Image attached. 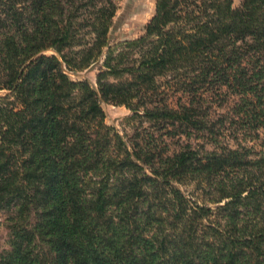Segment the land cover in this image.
Listing matches in <instances>:
<instances>
[{
  "label": "trees",
  "instance_id": "1",
  "mask_svg": "<svg viewBox=\"0 0 264 264\" xmlns=\"http://www.w3.org/2000/svg\"><path fill=\"white\" fill-rule=\"evenodd\" d=\"M154 1L144 34L110 47L116 0H0V214L22 224L0 264H264V153L163 155L101 107L202 132L209 92L260 100L264 0ZM98 63L96 88L68 76ZM165 87L188 102L166 104Z\"/></svg>",
  "mask_w": 264,
  "mask_h": 264
},
{
  "label": "rangeland",
  "instance_id": "2",
  "mask_svg": "<svg viewBox=\"0 0 264 264\" xmlns=\"http://www.w3.org/2000/svg\"><path fill=\"white\" fill-rule=\"evenodd\" d=\"M241 2L242 0H233V7H239ZM116 4L118 10L108 34L110 47L123 41L137 39L144 34L145 26L154 14L155 1L116 0ZM44 54L52 55L49 51ZM100 66L101 63H98L89 70L69 73L68 76L73 81H87L96 88V76L100 71ZM246 67L250 68V65L247 64ZM258 70L260 68L257 66L255 72L257 73ZM261 71L264 73V70L261 69ZM163 89L164 94L161 97L171 107L188 102L185 94L173 93L166 87ZM232 93L231 89L224 87L220 94L213 91L207 94L209 97L207 117L211 128L202 132H190L181 128L157 131L149 124L141 123L139 120H130L132 113L124 107L105 103H101V107L105 114V124L115 128L125 138V141H136L139 146H148L155 151H160L163 155L202 144L209 151L229 149L231 152H237L242 160L250 162L259 154L264 153V93H261L260 100L254 97L256 94L248 93L247 96V93L243 95ZM2 95L3 92H0V97ZM241 97L244 102L241 101ZM189 190L183 189V191ZM116 212L115 208H111L108 213L114 216ZM224 219L225 215L222 214L214 221L223 223ZM34 223L35 220L31 219L30 224L34 225ZM13 224L22 225L17 221L11 222L6 214H0V255L10 252ZM141 227H144L142 239H149L150 226L141 221ZM139 251L149 252V247L145 242L140 241ZM36 252H42L44 255L48 253L47 247L39 243V240L36 241ZM204 262L210 264L208 255H205Z\"/></svg>",
  "mask_w": 264,
  "mask_h": 264
}]
</instances>
